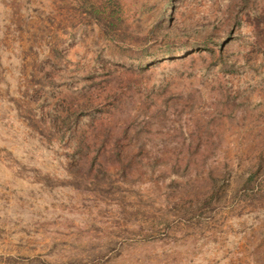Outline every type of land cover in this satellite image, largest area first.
<instances>
[{
	"label": "rangeland",
	"instance_id": "obj_1",
	"mask_svg": "<svg viewBox=\"0 0 264 264\" xmlns=\"http://www.w3.org/2000/svg\"><path fill=\"white\" fill-rule=\"evenodd\" d=\"M0 264H264V0H0Z\"/></svg>",
	"mask_w": 264,
	"mask_h": 264
}]
</instances>
